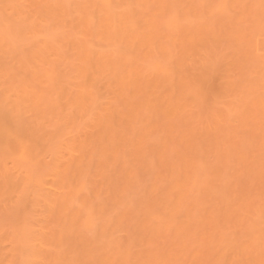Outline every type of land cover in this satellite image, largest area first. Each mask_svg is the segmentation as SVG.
Returning <instances> with one entry per match:
<instances>
[{
    "label": "bare ground",
    "instance_id": "1",
    "mask_svg": "<svg viewBox=\"0 0 264 264\" xmlns=\"http://www.w3.org/2000/svg\"><path fill=\"white\" fill-rule=\"evenodd\" d=\"M0 264H264V0H0Z\"/></svg>",
    "mask_w": 264,
    "mask_h": 264
}]
</instances>
